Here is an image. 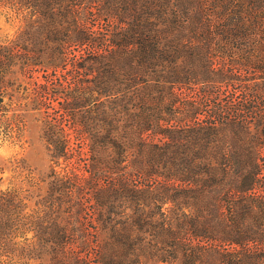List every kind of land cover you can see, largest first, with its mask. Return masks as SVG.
Returning a JSON list of instances; mask_svg holds the SVG:
<instances>
[{
    "label": "trees",
    "instance_id": "16d2710c",
    "mask_svg": "<svg viewBox=\"0 0 264 264\" xmlns=\"http://www.w3.org/2000/svg\"><path fill=\"white\" fill-rule=\"evenodd\" d=\"M0 11V264H264V0Z\"/></svg>",
    "mask_w": 264,
    "mask_h": 264
},
{
    "label": "rangeland",
    "instance_id": "374dc122",
    "mask_svg": "<svg viewBox=\"0 0 264 264\" xmlns=\"http://www.w3.org/2000/svg\"><path fill=\"white\" fill-rule=\"evenodd\" d=\"M14 22L6 18L0 11V27L3 30H12ZM25 129L19 141H12L5 137L3 128L0 125V183L4 185L7 181L9 171L7 168L8 159L11 157H21L39 174L47 171L49 166L48 148L46 140L42 135L39 114L34 111L25 113ZM4 167V171H3Z\"/></svg>",
    "mask_w": 264,
    "mask_h": 264
}]
</instances>
